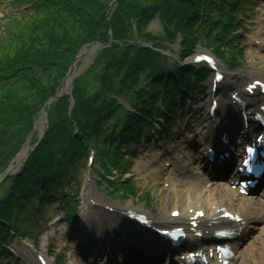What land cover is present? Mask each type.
<instances>
[{
    "label": "trees",
    "instance_id": "1",
    "mask_svg": "<svg viewBox=\"0 0 264 264\" xmlns=\"http://www.w3.org/2000/svg\"><path fill=\"white\" fill-rule=\"evenodd\" d=\"M18 1L32 3L33 20L22 33L4 32L0 37L15 41L2 47L9 53L0 54V173L32 135L39 109L59 89L80 48L94 41L106 42L105 9L111 0ZM245 1L147 0L139 5V0L133 3L138 6L127 10V1H118L109 23L113 42L99 52L89 74L86 71L73 80L71 112L68 96L51 104L42 140L19 173L5 181L8 186L0 200V259L6 256L8 228L17 229L28 215L38 219L30 202L43 203L49 190L69 181L67 174L87 155L88 147L95 149L107 175L116 170L121 176L127 141L147 132L157 118L172 121L176 116L177 85L187 91L192 70L178 66L175 75L171 74L156 50L162 41L174 44L180 39L183 57L204 44L222 60L235 59L232 15L243 9ZM155 18L163 26L161 38L147 32ZM137 40L150 45L143 47ZM118 98L128 100L135 113L108 126L123 111ZM160 98L167 116L157 106ZM35 138L31 137V143ZM119 178L114 183L104 181L116 192L131 193V187H122Z\"/></svg>",
    "mask_w": 264,
    "mask_h": 264
},
{
    "label": "rangeland",
    "instance_id": "2",
    "mask_svg": "<svg viewBox=\"0 0 264 264\" xmlns=\"http://www.w3.org/2000/svg\"><path fill=\"white\" fill-rule=\"evenodd\" d=\"M126 10L127 7L130 6V8L138 6L139 0H126ZM134 1L138 3L137 5L133 4ZM141 0L142 4H147L148 2H152L155 0ZM13 0H0V37L4 32H10V35H16L19 33H22L30 24L31 21L33 20L32 18V10H30L26 16L25 14H18V10H21L22 7L18 6H11ZM26 4H30L29 1H25ZM129 8V10H130ZM113 12V10H112ZM32 13V14H30ZM111 15V11L109 13ZM38 15V14H36ZM109 15V17H111ZM250 15V20L249 21H243L242 25L240 26L238 32H242L243 38L239 40V44L242 48L243 52V63L242 66L237 68L233 74H239V75H245V72L248 71L250 68H252L255 65V62L253 60V56L259 55L261 58L260 60H264V50H261V52H258L254 49V46L250 40V38L256 37L258 33L264 32V0H256L254 5L252 6V13ZM31 16V17H29ZM148 31L151 32V34L155 36H163L162 32V27L160 25V22L156 19L154 22L151 23V25L148 28ZM262 35V34H261ZM141 42V41H139ZM0 54L2 53H9L7 49H3L2 47H5L6 45L9 44H15V41L13 40L12 37H8L7 40L4 41L0 40ZM163 45V44H162ZM164 48V53L171 59L175 60L176 53L179 50L178 44H173V45H168L164 43L163 45ZM89 48L92 47H85L84 50H88ZM91 50V49H90ZM98 49L92 48V52L89 55H82L81 58L77 61L73 72L72 76H80L83 73L89 74L88 71V66L91 64L94 54L96 53ZM197 52H202L201 48L196 49ZM196 52V53H197ZM87 71V72H86ZM234 84V82H232ZM67 92L71 91V83L67 86L66 88ZM127 107V106H126ZM42 113H39V118L36 122L35 128H34V133H39L40 126L42 124ZM184 126V124H182ZM178 133L181 135V138L184 139L186 136H183L181 130L178 131ZM188 136V135H187ZM185 141V140H184ZM184 141L181 142L180 144L176 145L172 143L171 149H175V152L180 149V147H186L184 144ZM27 146V145H26ZM24 145V147H26ZM187 154H190V151H187ZM154 155L153 151L149 152V155H147V152L145 153H140L135 159L133 166L131 168V172L134 175L135 179L134 182L139 185L141 189L145 188H152V190H155V193L160 191L158 189V179L155 180L154 176L150 174L151 168H153L152 164L150 165V168L146 167V169H142L143 165H146L147 161H150V157ZM141 157V158H139ZM141 161V162H140ZM139 163L138 166L137 163ZM98 165L94 164V166L91 168V173L93 175H97L98 172ZM88 169L85 167V162L83 163L82 166H78L77 170L74 172L75 174V183L76 185L71 187V192L76 195L77 199L79 200L77 206H75V215H77V218L83 217L84 214L81 212L82 211V206H83V196H84V188H90L92 192L95 194V198H105V196L108 195L106 192V187L101 184H91L89 182H86V177ZM186 193H180L177 196H169V194H160L157 193V199L158 202L154 205V208L150 210V213L153 214V216H161L162 210L165 209H184L183 207L189 206L192 203H195L196 206H200L201 204L198 201H193V199H188L185 196ZM213 196H209L208 199L212 198ZM226 194L220 195L217 194L214 196V199L218 202H223L226 198ZM198 200V199H197ZM209 200V204H212L211 202L215 201ZM56 201H61V206L59 205L58 208L57 206H49L46 216H44V220L42 221L41 224H34L31 228H34V231H38L37 233L34 234V238L38 240L36 244L40 245L39 250L43 251L42 249H46L47 244L53 243L55 244V250H54V255H57L58 252H62L66 254V256H76L79 251L76 249V242L71 241V236L69 234V228L67 225L64 223L63 218H62V213L64 212L63 210V198H59ZM237 204V203H234ZM123 205H131L132 202L123 204ZM239 205V204H237ZM202 206V205H201ZM235 206V205H233ZM181 207V208H180ZM203 207V206H202ZM237 208L241 209V207L237 206ZM181 209V210H182ZM155 212V213H154ZM264 212V210H263ZM89 218H93L88 216ZM36 225H39L38 227H35ZM263 223L257 224L254 228L256 229L252 235H250V238H245L241 242V251L243 252V259L235 264H262V257H263V245H264V232H263ZM67 228V230H66ZM38 229V230H36ZM66 230V231H65ZM11 247L13 250L16 248V252L18 253L17 256L20 255H27V251H25L22 247L17 246L16 247V240H14L11 244ZM67 251V252H66ZM78 264H83L80 259L76 261ZM255 262V263H254ZM3 264H8L7 262H4ZM13 264V263H10Z\"/></svg>",
    "mask_w": 264,
    "mask_h": 264
},
{
    "label": "bare ground",
    "instance_id": "3",
    "mask_svg": "<svg viewBox=\"0 0 264 264\" xmlns=\"http://www.w3.org/2000/svg\"><path fill=\"white\" fill-rule=\"evenodd\" d=\"M91 52H92V49L90 50V49H88V50H84L83 52H82V54L83 55H89L90 56V54H91ZM254 69V71H253V73H255L256 75H258V74H264V71L261 69V68H253ZM68 85V81L65 83V86H67ZM27 147H25L20 153H19V155L16 157V159H15V163L17 164V163H19L24 157H25V155H26V152H27ZM14 166H11V169L13 168ZM157 173V172H156ZM207 181H205V180H203V181H200L199 183H198V187L199 188H202L201 186H202V184L203 183H206ZM192 186L193 185H191V184H188V186H187V191L188 190H193L192 189ZM189 206H191V205H189ZM195 207V206H194ZM211 207V206H210ZM245 207H247L248 209H250V205H248V204H246V206ZM186 208V207H185ZM189 207L187 206V209H188ZM198 208V207H197ZM93 210V209H92ZM91 210V211H92ZM168 215V214H167ZM84 218H85V216H83ZM212 217H213V209H212V207H211V211H209L208 212V221H212L213 219H212ZM111 219V218H110ZM158 220H163V219H158ZM249 220V222H256L257 220H254L253 218H252V216H249V214H246L245 215V217L243 218V220H242V222L240 223V225H242L243 223H245V222H247ZM214 221V220H213ZM172 222H174V220H172V219H168V218H166V222H165V224H171ZM208 226L210 227V228H213V225H210V224H208ZM206 227V229H207V226H205ZM186 228H187V230L188 231H192L193 229H190V226H186ZM189 252H191V250H186L185 251V255H187V253H189Z\"/></svg>",
    "mask_w": 264,
    "mask_h": 264
},
{
    "label": "water",
    "instance_id": "4",
    "mask_svg": "<svg viewBox=\"0 0 264 264\" xmlns=\"http://www.w3.org/2000/svg\"><path fill=\"white\" fill-rule=\"evenodd\" d=\"M116 1H117V0H114V1L109 5L108 9H109L112 5H114V4L116 3ZM107 18H108V16H107ZM109 43H110V40H109V42H108L107 45H109ZM92 46H97V47L99 48V47H101L102 45L92 44ZM77 60H78V58L75 59V62H76ZM75 62H74V63H75ZM73 69H74V64L69 68V71L67 72L65 78H64L63 81H62V86H61V89H60V93L54 95L53 98H51L50 100H48V101L44 104V106H45L46 108H48V105H49V103H50L52 100H54V99H59V98L63 97L65 94H69V93H70V92H67V91H66V87H67V86H65V83L68 81V85H69V84L72 82V79L74 78V77L72 76ZM71 108H72V101L70 102V105H69V109H68V110L70 111ZM46 123H47V116H46V114H45V115H44V124H43L44 128L46 127ZM40 137H41V136H40ZM40 137H39V139H40ZM39 139H38V140H39ZM33 147H34V146H32L31 149H33ZM11 163H12V162H11ZM10 165H11V164H10ZM10 165H9L8 169L5 171V173L3 174L4 176L10 174V173H9Z\"/></svg>",
    "mask_w": 264,
    "mask_h": 264
}]
</instances>
